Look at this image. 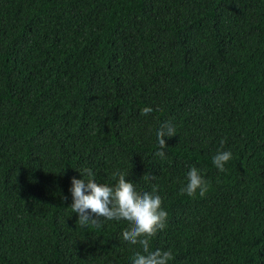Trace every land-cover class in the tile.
Wrapping results in <instances>:
<instances>
[{
    "label": "trees",
    "instance_id": "16d2710c",
    "mask_svg": "<svg viewBox=\"0 0 264 264\" xmlns=\"http://www.w3.org/2000/svg\"><path fill=\"white\" fill-rule=\"evenodd\" d=\"M85 167L159 186L169 264H264V0H0V264H132L127 221L77 224Z\"/></svg>",
    "mask_w": 264,
    "mask_h": 264
},
{
    "label": "clouds",
    "instance_id": "9594fccd",
    "mask_svg": "<svg viewBox=\"0 0 264 264\" xmlns=\"http://www.w3.org/2000/svg\"><path fill=\"white\" fill-rule=\"evenodd\" d=\"M151 107L141 110L142 115L151 113ZM159 150L155 156L161 160L167 159L165 137L177 135L171 122L163 123L155 133ZM225 143L221 141V146ZM233 158V153L218 150L212 157L214 166L220 171H226V164ZM83 179L72 178L70 192L73 202L71 210L77 214V224L80 227L99 226L101 219L127 221L129 227L122 233L123 241L129 245L139 246L134 253L132 264H169L173 257L170 250H152L150 242L167 227L168 213L163 207V199L158 194L159 186L152 185L150 192L137 191L136 184L126 179V173L120 170L114 172L113 179L118 178L113 186L98 183L91 168L78 170ZM143 179H155L151 174H145ZM187 182L181 187L180 193L195 198L205 197L210 189V182L202 170L192 166L186 174ZM66 200L67 197H64ZM93 216L95 218H93Z\"/></svg>",
    "mask_w": 264,
    "mask_h": 264
}]
</instances>
